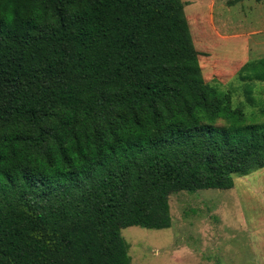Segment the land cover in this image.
<instances>
[{"label":"trees","instance_id":"16d2710c","mask_svg":"<svg viewBox=\"0 0 264 264\" xmlns=\"http://www.w3.org/2000/svg\"><path fill=\"white\" fill-rule=\"evenodd\" d=\"M239 76L205 81L182 0H0V264H132L122 230L264 168V59Z\"/></svg>","mask_w":264,"mask_h":264},{"label":"rangeland","instance_id":"374dc122","mask_svg":"<svg viewBox=\"0 0 264 264\" xmlns=\"http://www.w3.org/2000/svg\"><path fill=\"white\" fill-rule=\"evenodd\" d=\"M182 0L205 81L244 101L239 72L264 59V0ZM264 99V82L257 84ZM172 226L122 230L132 264H264V168L228 190L170 197Z\"/></svg>","mask_w":264,"mask_h":264}]
</instances>
